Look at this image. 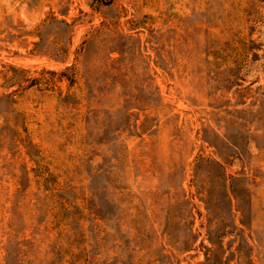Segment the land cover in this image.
I'll return each mask as SVG.
<instances>
[{"label":"rangeland","instance_id":"1","mask_svg":"<svg viewBox=\"0 0 264 264\" xmlns=\"http://www.w3.org/2000/svg\"><path fill=\"white\" fill-rule=\"evenodd\" d=\"M0 264H264V0H0Z\"/></svg>","mask_w":264,"mask_h":264}]
</instances>
